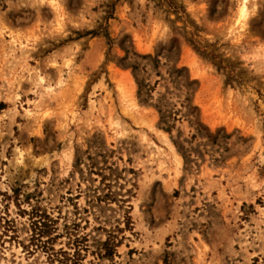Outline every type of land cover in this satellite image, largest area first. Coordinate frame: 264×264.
Returning <instances> with one entry per match:
<instances>
[{
  "label": "rangeland",
  "instance_id": "obj_1",
  "mask_svg": "<svg viewBox=\"0 0 264 264\" xmlns=\"http://www.w3.org/2000/svg\"><path fill=\"white\" fill-rule=\"evenodd\" d=\"M240 5L0 0V264H264V0Z\"/></svg>",
  "mask_w": 264,
  "mask_h": 264
},
{
  "label": "bare ground",
  "instance_id": "obj_2",
  "mask_svg": "<svg viewBox=\"0 0 264 264\" xmlns=\"http://www.w3.org/2000/svg\"><path fill=\"white\" fill-rule=\"evenodd\" d=\"M248 1L249 0H241V5H240V7H239V9H238V13H237V17H236V19H235V23L236 24H239L240 22H241V20L243 19V18H245L246 16H247V14H248V5H247V3H248ZM166 135V134H165ZM164 135V136H165ZM169 142V141H168ZM168 142H167V144H168ZM169 145V144H168ZM172 146V145H171ZM171 146H169L170 147V149H171ZM172 148H173V146H172ZM174 150V149H173ZM175 152V151H174ZM173 153V152H172ZM175 154H177V153H175ZM174 154V155H175ZM178 155V154H177ZM68 156H69V154H68ZM175 157V156H174ZM177 157H180V156H177ZM70 159H71V156H70ZM178 160H180V158L178 159ZM18 162H19V160H18ZM17 162V163H18ZM178 162V161H177ZM181 162V161H180ZM180 162L178 163V164H180ZM138 210H137V208H136V212L135 213H139V211L137 212Z\"/></svg>",
  "mask_w": 264,
  "mask_h": 264
},
{
  "label": "trees",
  "instance_id": "obj_3",
  "mask_svg": "<svg viewBox=\"0 0 264 264\" xmlns=\"http://www.w3.org/2000/svg\"><path fill=\"white\" fill-rule=\"evenodd\" d=\"M60 255L64 257L59 260L60 264H69L70 262H72V264H80L78 253H76L73 258H71L67 252H60ZM57 257H59V255Z\"/></svg>",
  "mask_w": 264,
  "mask_h": 264
}]
</instances>
